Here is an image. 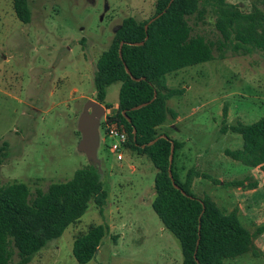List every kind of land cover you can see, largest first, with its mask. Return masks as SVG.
Returning <instances> with one entry per match:
<instances>
[{"label":"rangeland","instance_id":"1","mask_svg":"<svg viewBox=\"0 0 264 264\" xmlns=\"http://www.w3.org/2000/svg\"><path fill=\"white\" fill-rule=\"evenodd\" d=\"M27 1L30 21L23 23L14 13L13 0H0V146L7 144L0 158V182H24L35 193L70 179L76 169L89 164L77 150L76 123L85 102L96 101L95 63L121 19L150 18L156 0ZM225 2L249 12L258 0ZM199 6L203 16H190L188 23L192 34L214 44V59L165 76L166 85L182 88L183 94L168 100V106L178 113L177 122L172 120L173 127L164 122L158 131L183 142L174 161L181 180L189 168L220 180L214 184L194 176L190 192L207 196L225 213L234 211L253 235L256 251L225 263L264 264V231H256L264 225L261 183L253 189L223 185L237 179L246 184L261 181L262 174L257 167L224 154L226 148L240 149L243 142L238 133L220 131L223 122L250 124L264 114V51L253 47L235 50L229 43L221 55L214 4L199 0ZM118 90L119 82L106 88L100 104L107 113L115 112ZM102 119L97 149L99 175L107 192L102 212L91 201L77 221L27 264H79L72 255L73 240L95 224H104L108 231L95 256L85 264H182L178 240L151 207L154 165L144 154L130 151L116 160L108 150L111 139L104 134ZM17 261L14 252L10 264Z\"/></svg>","mask_w":264,"mask_h":264},{"label":"trees","instance_id":"2","mask_svg":"<svg viewBox=\"0 0 264 264\" xmlns=\"http://www.w3.org/2000/svg\"><path fill=\"white\" fill-rule=\"evenodd\" d=\"M205 1L214 4L217 15L215 27L222 36L218 51L229 43L235 50L253 47L264 51V0H258L249 12L225 0ZM13 10L23 23L30 21L27 0H13ZM159 13L161 15L145 30L148 20ZM203 13L199 0H156L155 12L150 18L123 17L95 63L92 85L95 100L103 103L106 88L119 82L117 106L109 115V121L117 122L126 130V151L144 154L154 165L151 207L163 226L178 240L182 264H226L227 259L253 253V249L256 251L253 235L234 211L225 213L207 196L199 197L190 192L194 176L209 179L214 184H220V180L192 168L181 180L174 161L182 143L158 131L168 116L176 117L167 101L183 93L182 88L168 87L165 76L214 59V44L201 35L192 34L188 23L190 16L196 14L201 19ZM141 41L143 44H137ZM143 103L146 104L134 108ZM222 114L224 117L227 114L225 107ZM101 126L103 128L102 121ZM228 130L238 133L243 143L240 149L226 148L224 154L260 170L264 195V114L250 124L226 125L223 122L220 131ZM162 134L167 137H161ZM171 141L174 151L169 166ZM6 145L3 142L0 146V158L5 155ZM168 168L178 188L173 186ZM223 185L253 189L258 180L246 184L244 179H237L223 182ZM106 198L99 169L91 161L76 169L70 179L51 183L46 190L37 189L35 193H31L24 182H0V264H10L14 252L18 257L15 264L29 263L35 253L77 221L91 201L101 213ZM107 231L104 224H95L76 236L72 244L74 259L79 264L89 262ZM256 231L262 233L264 225Z\"/></svg>","mask_w":264,"mask_h":264},{"label":"water","instance_id":"3","mask_svg":"<svg viewBox=\"0 0 264 264\" xmlns=\"http://www.w3.org/2000/svg\"><path fill=\"white\" fill-rule=\"evenodd\" d=\"M160 15L161 13L157 14L156 16L148 20V22L144 25L145 30L147 29L148 25L156 17H159ZM137 44H143V41ZM121 45H122V42L119 44V56H121V51H120ZM125 69L129 73L128 69L127 68ZM154 97H155V93H154ZM145 104L146 103L139 104L135 106L134 108L135 109L139 108ZM104 113H105V108L99 102L89 99L85 102L81 113L78 115L77 123H76V129L80 134V138L77 142V150L79 152L84 153L86 158L89 161H91L94 165H96L98 169H100V161L97 157V149L99 146L98 128L100 125V119L102 118ZM122 113L124 114V112ZM161 137L166 138L167 136L165 134H162ZM157 138L149 142L148 145L152 144ZM142 147H144V145ZM173 151H174V146H173V142L171 141V148H170V154H169V166L171 165V162H172ZM168 174L173 183V186L175 188H178V186L173 181L170 168H168Z\"/></svg>","mask_w":264,"mask_h":264},{"label":"built area","instance_id":"4","mask_svg":"<svg viewBox=\"0 0 264 264\" xmlns=\"http://www.w3.org/2000/svg\"><path fill=\"white\" fill-rule=\"evenodd\" d=\"M109 115L111 114L106 112L102 117L104 134L106 137H109L111 139V143L108 147V150L109 152L114 154L116 160H122L124 157L123 152L126 151L125 143L127 141V133L122 125L114 121H109Z\"/></svg>","mask_w":264,"mask_h":264},{"label":"crops","instance_id":"5","mask_svg":"<svg viewBox=\"0 0 264 264\" xmlns=\"http://www.w3.org/2000/svg\"><path fill=\"white\" fill-rule=\"evenodd\" d=\"M185 92V91H184ZM183 94V93H182ZM181 94V95H182ZM175 96H178V95H175ZM174 97V96H173ZM172 98V97H171ZM167 105H171L170 103H168V101H167ZM169 108L171 107V106H168ZM171 110H173L175 113H176V117L175 118H172L171 120H167V121H165L166 123H168V126H166V127H173V124L175 123V122H173L172 120L173 119H176V122H177V120L179 119V116H178V113H177V111L176 110H174L173 108H170ZM168 118V117H167ZM171 138V137H170ZM173 139V138H172ZM175 140V139H174ZM176 141H178V140H176ZM178 142H181V141H178ZM182 143V146H183V142H181ZM182 146L180 147V148H182ZM181 154V153H180ZM262 179V178H261ZM259 183H261V181H259L258 180V184Z\"/></svg>","mask_w":264,"mask_h":264}]
</instances>
